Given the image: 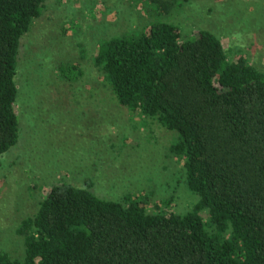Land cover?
<instances>
[{
	"label": "trees",
	"instance_id": "obj_1",
	"mask_svg": "<svg viewBox=\"0 0 264 264\" xmlns=\"http://www.w3.org/2000/svg\"><path fill=\"white\" fill-rule=\"evenodd\" d=\"M45 1L0 0V156L18 142L20 46ZM146 1L168 16L191 0ZM92 63L119 106L173 134L196 200L150 212L145 194L108 200L60 182L17 226L21 257L0 264H264V72L210 31L182 37L166 21L104 41Z\"/></svg>",
	"mask_w": 264,
	"mask_h": 264
},
{
	"label": "rangeland",
	"instance_id": "obj_2",
	"mask_svg": "<svg viewBox=\"0 0 264 264\" xmlns=\"http://www.w3.org/2000/svg\"><path fill=\"white\" fill-rule=\"evenodd\" d=\"M159 21L182 37L210 31L230 60L243 56L264 72V0H191L168 16L146 0H46L20 40L19 137L0 156V254L21 257L17 226L60 182L89 183L108 200L145 194L150 212L190 210L196 197L171 151L173 134L119 106L92 63L104 41L138 35Z\"/></svg>",
	"mask_w": 264,
	"mask_h": 264
}]
</instances>
